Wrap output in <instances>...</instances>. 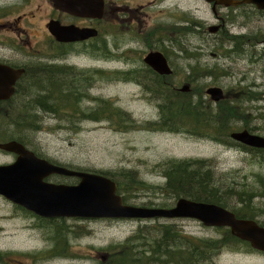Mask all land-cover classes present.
<instances>
[{"label": "rangeland", "instance_id": "1", "mask_svg": "<svg viewBox=\"0 0 264 264\" xmlns=\"http://www.w3.org/2000/svg\"><path fill=\"white\" fill-rule=\"evenodd\" d=\"M38 1L32 0V4L36 5ZM14 3H19V0H0V6ZM167 3L170 8H145L141 12L144 18L140 21L138 18L134 22L126 19L124 24H120L114 20L115 26L102 31L98 40V122L96 119L92 122L84 121L83 110L87 103L82 106L76 103L73 106L63 100V94L61 99L53 103L48 100L46 103L40 98L44 90L34 92L31 96L25 92L27 99L37 105L33 111L36 116L33 125L39 127L23 133L27 148L48 158L50 162L77 171L136 174L137 178L152 187L147 191H130L132 196L126 204L138 207L161 203L159 188L165 180L157 166L169 160L204 161L214 181L264 183V160L257 162L256 152L223 143H233L230 134L242 128L264 137V12L246 5L216 8L219 17L225 20V33L209 34L207 27L218 24L210 4L204 0H167ZM158 10L163 12L159 13ZM16 14L17 11L9 13L7 19L15 18ZM5 21L0 20V23L4 24ZM184 26L194 27L185 35H172L165 31L167 28ZM0 32L1 41L6 42L10 38L14 40L11 32ZM38 33L39 37L44 38L42 29ZM35 37L32 38L35 40ZM166 38L181 42L185 53L174 55L170 49H164L157 40ZM235 39H238L239 51ZM164 43L168 46L171 42ZM1 45L0 58L6 57L12 61L27 57L30 62H36L34 57L27 55L24 46L16 52L17 49L9 45ZM156 51L164 54L174 71L169 79L161 78L169 89L182 93L179 89L187 82L185 70L198 64L209 69L210 73L193 80L190 86V92L193 89L192 98L195 101L200 99L202 104L209 106L210 113L213 112L215 105L205 96V90L215 83V86L223 87L228 102L237 101L234 103L242 107L246 117L233 119L227 136L200 131L198 125H195V133L149 130L147 127L154 128L159 122L158 102L144 91L140 81L130 80L129 76H137L143 82L142 76L148 77V74L138 71L149 68L143 58L148 52ZM191 54H194L192 58ZM253 94H258V99H254ZM37 99L48 104L50 109L43 111ZM103 108L105 112H102ZM52 109L60 114L58 120L47 115ZM109 110L118 112L120 119L118 115L107 118ZM0 130L5 131L6 128L0 124ZM5 140L8 139L1 142ZM261 157L264 158L263 153ZM12 159L11 156L0 154V164L11 162ZM57 181L62 184V180ZM254 202L257 206L263 203L262 200ZM10 212V207L0 199V219L8 218ZM3 223L0 220V224ZM143 224L144 221L136 220H90L86 222L82 233L77 237L72 236L71 245L86 247V264H92L90 258L94 259L95 255L98 264H106L110 253L120 250L121 244L130 239ZM217 238L210 231L196 234V239L205 242ZM240 242L222 247L218 256L199 264H264V259L248 260L234 254L243 251V247L249 248V243ZM142 250L143 245L135 247L136 252Z\"/></svg>", "mask_w": 264, "mask_h": 264}, {"label": "flooded vegetation", "instance_id": "2", "mask_svg": "<svg viewBox=\"0 0 264 264\" xmlns=\"http://www.w3.org/2000/svg\"><path fill=\"white\" fill-rule=\"evenodd\" d=\"M54 2L55 0H40L33 5L32 0H19V3L0 6V20H6V23H0V30H7L14 36V40L11 38L6 42L0 40V44L9 45L17 49L16 52L24 46L27 55L36 59V62H30L27 57L11 61L2 57L0 64L14 69H24L23 75L15 83V93L17 91L24 94L25 92H39L41 88H44L43 90L52 92L48 97L50 103L58 100L63 94V100L73 106L76 103H80L81 106L87 103L83 110L85 111L83 113L85 122H92L95 119L98 122V95L96 94L98 90V40L102 31L108 29L107 27L115 26L114 20L120 24H124L126 19L134 22L138 18L140 21L144 18L141 12L145 8H170L171 6L167 0H66V8H57ZM246 6L254 7L253 5ZM98 8H102L100 19H98ZM216 8L223 7L217 6ZM216 8L214 10L211 8V10L218 22L216 24L219 26L218 33H225V20L219 17ZM14 11H17L15 18L8 20L9 13L14 14ZM114 12L117 14L114 15ZM158 12L163 11L158 10ZM40 28L45 35L44 38L38 35ZM59 28L67 30V41L56 39V31ZM0 36H2L1 32ZM34 36H37L35 40L32 38ZM138 72L150 74L153 71L149 68H142ZM31 73L38 77H47L45 81L48 85L38 86L34 84V81L30 83L26 76ZM210 87L219 86H215L214 83L207 88ZM221 88L223 90V87ZM224 96L228 99L227 94L224 93ZM6 104L7 101H0L2 114L5 113ZM90 106L94 108L91 109ZM49 114L56 120L60 118L58 111L53 110L47 115L50 116ZM243 130L247 129L242 128L234 132ZM248 132L255 134L254 131ZM223 143L241 148L237 142L223 141ZM0 154L13 158L11 162H4L0 165H8L16 160L14 154L1 150ZM34 154L37 158L43 159L44 157L38 152ZM57 180H62V184L65 185H74L78 182L76 177L59 175H51L44 179V182L59 184ZM171 184L164 182L160 187V204H146L147 206L144 207L169 211L175 208L178 200L184 199L197 204L215 205L232 213L237 220H252L264 228V183L262 182L179 181L174 185L185 186L187 190L178 197L174 195V191L169 190ZM0 199L11 209L8 218L0 219L5 222L0 224L2 227L0 228V264H86V247L84 245L72 246L71 238L82 233L86 228V222L90 220L37 215L1 196ZM256 200H262L263 203L257 206L254 202ZM143 225L146 230L147 246L145 249H148L150 256H153L155 252H160L159 262L154 259L151 262L146 261V264H167L166 256L172 248L181 245V236L193 237L191 246L195 247L196 234L200 232L210 231L217 237L231 235L229 228L208 226L191 217L154 218L145 220ZM157 232L160 234L159 241L153 243L152 236ZM135 235L134 232L132 237ZM135 240L136 238L133 239ZM135 247H137L136 244L128 246L130 249ZM234 254L248 260L264 259V253L244 247L243 251ZM106 258L108 259V256ZM106 258L103 259L106 260ZM90 260L92 264H98L96 255Z\"/></svg>", "mask_w": 264, "mask_h": 264}, {"label": "water", "instance_id": "3", "mask_svg": "<svg viewBox=\"0 0 264 264\" xmlns=\"http://www.w3.org/2000/svg\"><path fill=\"white\" fill-rule=\"evenodd\" d=\"M224 8L241 5H254L264 10V0H204ZM57 8H66V0H55ZM94 11V8H93ZM102 8H98V18ZM219 26L208 27L209 34H216ZM58 41H67V30L56 31ZM146 66L160 76H170L173 71L162 52H149L143 58ZM24 69H14L0 64V101H8L15 93V83L23 75ZM188 85L179 91L189 92ZM205 94L216 104L224 99L221 88H208ZM230 138L251 148L264 149V137L250 134L248 131L233 132ZM0 150L15 154L12 164L0 165V196L13 204L47 217H72L86 219H134L153 218H195L208 226H224L231 230L235 238L249 243L256 251L264 253V228L256 222L236 220L233 214L214 205L197 204L178 200L173 210L150 209L124 204L117 194V185L110 179L96 173L74 171L38 159L16 141L0 143ZM51 175L76 177V185H54L44 182Z\"/></svg>", "mask_w": 264, "mask_h": 264}, {"label": "trees", "instance_id": "4", "mask_svg": "<svg viewBox=\"0 0 264 264\" xmlns=\"http://www.w3.org/2000/svg\"><path fill=\"white\" fill-rule=\"evenodd\" d=\"M194 26H184L181 28L171 27L165 29L169 31L172 35H185L186 33L191 32ZM159 30V29H158ZM153 34V33H152ZM154 36V35H153ZM151 36V37H153ZM164 49H170L174 55L177 53H185V48L182 46L181 42H176L173 38L159 39L157 40ZM171 42L168 46L164 42ZM235 44L237 46V51H239L238 39H235ZM171 52V53H172ZM194 54H191L192 58ZM187 83H194L195 78H199L201 75H206L210 73L209 69H204L200 65L196 64L189 66L188 70H185ZM148 77H143V82L138 79L137 76H129L130 80L140 81L144 91L152 95V98L158 102L159 109V122L156 123L154 128L147 127L151 131H168V132H177V131H187L189 133H195V125H198L200 131L205 130V132H213L215 136H227L229 130L232 128L233 119L245 118L246 114L243 111L242 107L236 100H223L219 102L213 112L210 113V108L208 105L202 104L200 99L195 101L191 93H176L174 90L169 89L161 80V77L155 73H150ZM29 78L30 83L34 81L35 85L38 86H47L48 82L45 81L47 77H38L34 73L26 76ZM44 88H41L43 90ZM34 92H29L26 95H32ZM52 92L44 90L41 92V100L43 102L48 101L49 95ZM26 95L23 92L17 91L15 95L7 101L5 113L2 114L3 109L0 108V124L6 128L5 131L0 130L3 135V138L0 139V143H5L8 141H17L23 146L28 147V143L24 140L23 133L32 132L35 129H38V126H34L35 115L33 111L36 109L37 105L33 103L32 100L27 99ZM258 94H253L254 99H258ZM62 98V95L59 99ZM58 99V100H59ZM241 98H238L239 100ZM248 101L249 99L246 98ZM57 101V100H56ZM37 104L43 111L50 109L48 104L41 103L39 100H36ZM55 104V103H54ZM108 110V109H107ZM103 108L102 112H105ZM112 115H118V112L109 110V117ZM212 115L214 119H212ZM126 118V117H125ZM220 118H223L220 120ZM120 119V116H119ZM124 120V119H123ZM120 120V121H123ZM33 129V130H32ZM7 138L4 142H1ZM245 151H253L244 146H240ZM256 152V151H254ZM257 157H259V153ZM264 158H257V162H261ZM159 169L161 177L165 182L172 183L169 185V190L175 192V196L178 197L179 194L184 193L183 191L187 190L185 186H177L174 183L179 181H214L211 171L206 169V163L201 160H169L163 164L157 166ZM104 176L109 177L111 180L117 184V193L122 196L123 202L126 203L129 198L132 196L130 191L142 190L152 188L148 186L144 181L137 178L136 174L131 172H119L116 175L110 172H99ZM115 176L117 178H115ZM160 189V188H159ZM196 189H199L196 187ZM124 195V196H123ZM159 232L153 234V243H158L159 241ZM136 241L132 242V237L126 240L121 244V249L117 252L110 253V257L106 264H146L143 254H146V230L145 227H139L135 237ZM181 245L175 246L170 250L166 256L167 264H199V262H206L210 257L218 256L221 252L222 247H229L230 244L236 245L242 243L236 238L226 235L218 237L217 239L211 242H205L202 239H196V246H191V240L188 237L181 236ZM176 241V240H175ZM143 245V250L141 252L135 251V249H127L126 246L132 245ZM147 256V254H146ZM147 259H156L160 261V252L153 253V256H147Z\"/></svg>", "mask_w": 264, "mask_h": 264}]
</instances>
